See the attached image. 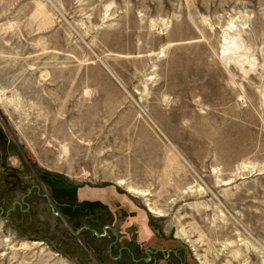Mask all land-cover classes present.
Masks as SVG:
<instances>
[{
	"label": "rangeland",
	"instance_id": "rangeland-1",
	"mask_svg": "<svg viewBox=\"0 0 264 264\" xmlns=\"http://www.w3.org/2000/svg\"><path fill=\"white\" fill-rule=\"evenodd\" d=\"M0 207V264H264V0H0Z\"/></svg>",
	"mask_w": 264,
	"mask_h": 264
},
{
	"label": "trees",
	"instance_id": "trees-1",
	"mask_svg": "<svg viewBox=\"0 0 264 264\" xmlns=\"http://www.w3.org/2000/svg\"><path fill=\"white\" fill-rule=\"evenodd\" d=\"M40 180L42 182H44L46 185H49V188L51 190L50 193V198L51 201L55 204H57L59 207H63L66 211H70V212H76L79 213L80 215L76 214L77 216H83V218H86V221L90 222L92 220H96V221H100L98 220L97 213L103 212V211H110L107 207V205H109L111 203V200H117L118 198H114L112 199L111 196H108L105 198L106 195H109V193H113L112 191H110L109 189L104 190V189H99V192L101 193V196L99 197V199L96 200H91V199H83V200H76L73 199V197H75L76 195V191L73 189H68V191L71 194V197H67L66 192H64L63 190H58V188L56 186H54L55 184H57V182H62L63 180L61 179V177L57 176V175H53V174H49V173H42L40 174ZM62 180V181H60ZM22 190L25 189V187L21 188ZM104 202V203H103ZM145 213L143 211H140L139 216H141L142 221H145L146 218L143 216ZM95 216V218H94ZM76 226H83L81 225L82 223L77 221ZM86 225V224H85ZM94 229L88 227V231H93ZM145 230L148 231V227H145ZM153 234H148L146 236L138 234V240L141 243L140 247H142V249L144 250H150V251H154L156 249L161 250V252L163 254H166L167 250H172L169 248H165L163 249L160 248L159 246H155V243L151 240ZM148 238L147 240L145 239ZM160 238V236H159ZM154 243V244H153ZM67 255V254H66ZM186 264V263H184Z\"/></svg>",
	"mask_w": 264,
	"mask_h": 264
},
{
	"label": "flooded vegetation",
	"instance_id": "flooded-vegetation-1",
	"mask_svg": "<svg viewBox=\"0 0 264 264\" xmlns=\"http://www.w3.org/2000/svg\"><path fill=\"white\" fill-rule=\"evenodd\" d=\"M0 209H2V208L0 207ZM89 223L91 225H93L94 227L95 226L97 227V226L100 225L99 222L96 221V220H92ZM105 237H107V234H106ZM146 251H150V250H144V249H142V247H140L138 249V252H141L142 253V257L134 258V259H132V262L134 264H160V262L168 263V262H170L171 253H175V251H173V250H167L166 251V254H163L161 252V250H159V249H156L154 251H150L151 254L150 253H147ZM133 255L135 256V253H133ZM122 257H123V254L120 255V259ZM181 264H183V262Z\"/></svg>",
	"mask_w": 264,
	"mask_h": 264
},
{
	"label": "bare ground",
	"instance_id": "bare-ground-1",
	"mask_svg": "<svg viewBox=\"0 0 264 264\" xmlns=\"http://www.w3.org/2000/svg\"><path fill=\"white\" fill-rule=\"evenodd\" d=\"M227 39V38H226ZM229 41V40H228ZM226 49V48H225ZM225 53V52H224ZM120 182V181H119ZM125 181H121L120 182V185H122L123 187H126V189H128L132 194L134 195H137L139 197H142V198H146L148 196V193L144 192V191H140V190H137V189H134L133 187H131L129 184H126V182L124 183ZM150 212L152 214H155V215H158V216H161L163 215V213L161 211H159L158 209H156L155 207H152L150 204H147L146 205ZM186 233H183V235H185ZM188 237V236H187ZM203 260V259H202Z\"/></svg>",
	"mask_w": 264,
	"mask_h": 264
},
{
	"label": "water",
	"instance_id": "water-1",
	"mask_svg": "<svg viewBox=\"0 0 264 264\" xmlns=\"http://www.w3.org/2000/svg\"><path fill=\"white\" fill-rule=\"evenodd\" d=\"M45 197H46L47 201L50 202V199H49L47 196H45ZM49 206H50V208H51V211H52L53 215H55V216L58 217V219L63 223V225H64L65 228L70 232V234H72V235H77V234H78L83 228H84V229H87L86 227L83 226V228L77 230L76 233H73V231H72V229L70 228V226L68 225V223L63 219L62 216H60L59 214H57V213L55 212V209L53 208V206H52L50 203H49ZM1 213H2V209H0V214H1ZM0 219H5V218L0 216ZM146 252L151 254L150 251H146Z\"/></svg>",
	"mask_w": 264,
	"mask_h": 264
}]
</instances>
